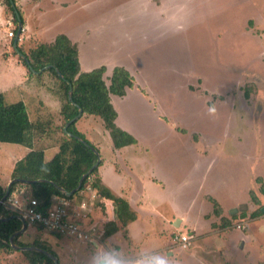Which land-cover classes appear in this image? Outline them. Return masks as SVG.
I'll use <instances>...</instances> for the list:
<instances>
[{"label":"rangeland","instance_id":"obj_1","mask_svg":"<svg viewBox=\"0 0 264 264\" xmlns=\"http://www.w3.org/2000/svg\"><path fill=\"white\" fill-rule=\"evenodd\" d=\"M14 6L26 26L17 40L25 54L39 42L64 34L77 43L83 69L121 65L134 79L125 96L110 97L117 126L135 139L129 151L128 146L118 151L123 161L99 122L81 118L75 127L102 158L107 157V168L114 163L125 173L131 166L136 175L147 170L158 178L169 170V187L161 191L159 181L154 182L153 192L160 198L150 196L147 206L160 202L185 213L180 231L187 233L186 226L207 227L202 216L214 205L212 199L225 206L248 200L250 188L255 198L261 194L255 178L264 180V0H15ZM14 28L12 14L0 0V92L8 103L24 102L32 122H50L52 134L36 140L37 147H47L48 160L62 138L61 104L50 76L28 75L20 64L11 39L5 37ZM247 87L254 93L245 98ZM25 153L21 146L0 143L1 185ZM246 212L236 215L230 230L247 229L253 211ZM213 229V234L228 232ZM255 230L254 239L262 245V235ZM185 233L176 232L172 242L168 240L171 264H253L257 258L264 264L259 245L253 250L248 238L244 248L235 250L227 240L211 235L181 251L174 238ZM22 235V244L44 242L59 264L84 258L75 255L73 247L81 244L74 239L56 240L38 229ZM63 241L70 245L67 251L61 250ZM213 243L224 251L206 254ZM0 264L26 260L15 250L0 254Z\"/></svg>","mask_w":264,"mask_h":264},{"label":"trees","instance_id":"obj_2","mask_svg":"<svg viewBox=\"0 0 264 264\" xmlns=\"http://www.w3.org/2000/svg\"><path fill=\"white\" fill-rule=\"evenodd\" d=\"M14 1L4 0L12 14L15 25L13 32L16 34L17 19L20 20V17L19 9L14 6ZM20 23L22 24L21 21ZM12 48L28 75H33L31 69L38 72L51 66L35 75L39 79L43 75V77L50 76L52 83L56 85V96L61 104L59 116L63 123L59 126L62 138L56 145L57 151L51 159L46 160L47 147H37L36 140L52 134L53 129L50 128V122L44 125L38 120L32 122L24 102L8 103L0 92V143L18 145L26 150L23 157L14 163L7 198L0 204V254L15 251L11 245L32 247L39 251H21L26 264H53L46 253L54 257L55 254L45 243L34 239L33 242L25 245L19 241L21 235L17 233L22 229V222L15 218L17 212L7 204V201L14 196L16 187L23 188L25 195L37 202L36 209L45 211L49 209L54 198L73 201L76 198L81 199L88 190L89 192L95 191L96 196L111 202L115 215L113 222L105 223L102 237L105 238L124 230L126 225L135 219V214L123 198L111 193L101 183L98 176L100 163L89 172L96 162V155L91 149L97 152L98 149L84 139L75 125L81 118L91 117L101 123L104 132L111 140L113 149L117 150L135 144V139L117 126V113L110 101L111 96H125L128 90L133 88L134 79L120 66L113 67L109 76L105 75L104 66L90 71L82 70L78 59L77 44L64 34L56 35L50 42H39L28 54L18 48L17 41L15 46L12 43ZM20 54L26 60L22 59ZM69 89H71V101L68 99ZM243 92L244 97L248 98L254 90L247 87ZM78 109L82 110L81 116L66 126L77 115ZM65 127L66 132H64ZM84 175L86 177L80 183L79 189L71 196L67 197L61 192V190L68 193L73 192ZM5 190V185L0 184V200ZM261 190L264 192V187H261ZM250 198L255 204L257 203L252 193H250ZM215 209L214 211L218 210L217 205ZM259 213L256 211L251 214V217H256ZM26 225L30 226L27 222ZM13 235L15 236L10 242V237Z\"/></svg>","mask_w":264,"mask_h":264},{"label":"crops","instance_id":"obj_3","mask_svg":"<svg viewBox=\"0 0 264 264\" xmlns=\"http://www.w3.org/2000/svg\"><path fill=\"white\" fill-rule=\"evenodd\" d=\"M21 25L22 28L24 27V29H26L25 25L23 24ZM5 37H7V34ZM13 41L11 40L12 43ZM100 66H104V65H100ZM115 66L121 67V65H115V64L108 66V68L104 66L106 68L105 75L109 76L111 70ZM81 69L84 71L92 70V68L90 70L89 69L85 70L82 68V66ZM83 118L85 120L92 119L91 117H87V118L83 117ZM99 125L101 126L102 132L104 134V130L101 123H99ZM124 148H121V151H124L125 150ZM130 149L131 148L129 147V149H127L126 151H129ZM119 150L120 149L117 150L114 149V151H117V154ZM134 152H136L135 149ZM98 154L100 156V161L102 160V163L98 167V176L101 180V183L106 188H108L111 191V193H113L118 197L123 198L128 203L131 211L135 214V219L129 222L124 228V230L117 231L105 238L102 237L105 223L113 222L115 219L113 206L110 201L99 198V196H96V194H94L95 191L89 192L88 190L87 192L84 193V196L81 199H77V198L75 199L87 203L86 209L84 210L85 217L83 219L82 218L78 219V221L82 223V225H84V227L86 228L95 229L96 235L94 237V240H92L91 242L90 241L82 242L74 239L76 243L81 244V245H75V247H73L75 255H79V257L84 256V258L83 260H79V259L74 260L71 258L67 262L65 259L63 260L64 264H98L100 257H103L111 261V264H150L154 256H156L157 254L165 253L168 257H171L173 255V252L170 251V249L168 248L169 245L171 244L168 242V240L171 241L170 240L171 235L176 232L185 233V231H180V228L182 225H184V221L185 218H187V216L185 215V213L175 212L174 208L172 206H169L168 204H166V206H160L159 205L160 202L156 205L152 202L154 206L152 205L151 207L147 206L146 204L148 203L147 201L150 200L149 199L150 196H153L154 198L157 197L160 198V195L159 194L157 195V192L155 193L153 192V190L155 189L153 186L155 185L154 182L159 181L157 183V187H159V189L163 191L165 190L166 186L169 187L167 184H170L171 182L170 180L172 179V174H170L169 170L166 169L165 175H160V177L164 176V178H158L155 174L151 175V173L149 174L147 170H144V173L139 172L136 175V173H134V171L130 169L131 166H129V170L125 171V173L118 172V170H116V168L113 167L114 163L112 167H108V168L105 165H103L108 161L106 159L107 157L102 158L99 150H98ZM121 155L122 153L120 152L118 154L119 158L121 157ZM120 163H122L120 165H123L124 167L123 169L128 168L126 165H124L125 164L124 162H120ZM263 181L260 180L259 177L255 178V182L259 184V191L261 193V194L257 193L256 204L250 198V193H252L251 192L252 188L249 189L248 200L229 201L225 206H222L221 204L218 203L217 200L214 201L211 198L212 199L211 201L214 205H212L211 210H209L207 214H204L202 216L204 224L207 227L203 230H198L194 226L185 227L187 228V233H185V235H187L191 239V245H193L192 248L196 247L195 246L196 243L201 245L204 239L210 238L211 235H213L214 237L218 236L217 238H221V241L222 239L227 240V244L228 245L230 244L232 247H234L235 250L244 248L245 239L248 238L250 242L249 245L251 246L253 245L252 249L253 250L256 249L255 248L256 245H259L257 249H260L261 251L259 252H261V254L262 253L264 254V242H262L261 245V243H259L258 240L254 239V233L252 232L253 229H256L255 231L259 232L262 235V239L264 240V207H262L260 210H256L258 208L257 206L258 203H261L264 206V192L261 190V187H264ZM163 183H165V185ZM9 184H10V178L7 180V182L4 185L5 187H7ZM92 196H94L93 199ZM207 197L209 196L205 195V198ZM154 198L152 201H154ZM154 202L157 201L155 200ZM248 202L251 203L249 204ZM215 205H217L218 208L217 211H214L216 210ZM242 205H245L247 207L246 210H242L237 213L230 214L233 209H236L238 206H242ZM247 210L253 211L249 214L250 219H252V222L247 226V229L243 232L237 230H230L229 227L232 224L231 221H233V219L236 218V215L240 213V216H244L247 213L246 212ZM256 211H259L260 213L256 217H251V214L255 213ZM260 214L262 215L260 216ZM223 224H228V225L224 226ZM214 227L226 229V231L228 232H224V234L223 232L213 234ZM29 229H34V230L38 229L39 232L45 231V229H42L38 226L26 225L25 230L18 235H21L20 237H22L23 236L22 234ZM232 231L240 232L242 233V235L241 234L233 235ZM188 232H190L191 234H188ZM207 232L210 234L207 235ZM49 234L53 239L60 241L62 240L60 239L61 235L51 232H49ZM62 237L73 239L68 236H62ZM63 242L65 245H63L64 248H61V250L66 249L67 251V247H70V245L66 241ZM86 244H89V246L91 247L88 248L87 247L88 245L86 246ZM13 250H17V249H13ZM205 251L207 252L206 254L213 256L216 255L214 254V252H217V255H219L220 252L224 250L223 247L220 248L219 246L213 243V246L209 248H205ZM52 252L55 254L54 251ZM59 256L61 257L64 255L60 254ZM55 258L57 259L56 254H55ZM257 259L253 264H258L257 261H260L259 260L260 258L258 260ZM58 260L59 259H57V261Z\"/></svg>","mask_w":264,"mask_h":264},{"label":"built area","instance_id":"obj_4","mask_svg":"<svg viewBox=\"0 0 264 264\" xmlns=\"http://www.w3.org/2000/svg\"><path fill=\"white\" fill-rule=\"evenodd\" d=\"M7 37L13 38L14 32L8 31ZM93 198L94 196H92ZM7 204L17 212V216L25 223L38 226L51 233L68 236L82 242H91L96 235L95 229L86 228L78 221V219L85 217L84 210L87 203L84 201L54 198L49 209L39 211L36 209L37 202L24 195L22 188L16 187L14 196L8 199ZM174 242L180 250L185 251L191 247V239L185 234L175 237Z\"/></svg>","mask_w":264,"mask_h":264},{"label":"water","instance_id":"obj_5","mask_svg":"<svg viewBox=\"0 0 264 264\" xmlns=\"http://www.w3.org/2000/svg\"><path fill=\"white\" fill-rule=\"evenodd\" d=\"M17 20H18V28H17L16 38H15V40L13 41V45H14V46H15V44H16L17 38H18V36H19V34H20V31H21V29H22V25H21V23H20V20H19V19H17ZM20 56H22V55L20 54ZM22 59L26 60V58H25L24 56H22ZM50 67H51V66H47V67L43 68L42 70H39L38 72H35V71H33L32 69H31V71H32L34 74H39L40 72H42V71H44V70H46V69H48V68H50ZM56 72H57V71H56ZM57 74L60 76V74H59L58 72H57ZM70 95H71V89H69V94H68V99H69V101H71V96H70ZM81 113H82V110H81V109H78L77 115H76L74 118H72V119L66 124V126H68V125H70L72 122L76 121V120L81 116ZM64 132H66V127L64 128ZM91 150H92V152L96 155V162H95V164L90 168L89 172H91L94 168H96V167L98 166V164L100 163V156H99L98 152H97L95 149H93V148H92ZM85 177H86V175H84V176L81 178L78 187H77L73 192L68 193V192H65L64 190H61V192H62L65 196H67V197L71 196L75 191H77V190L79 189V187H80V183L82 182V180H83ZM10 184H11V182H10ZM10 184L6 187L5 194H4L3 198L0 200V204H2V203L6 200V198H7ZM246 208H247V207H246L245 205L238 206L236 209H233L232 212H231L230 214H234V213H237V212H239V211L246 210ZM15 218H18V219L22 222V229L17 233V234H20V233H22V232L25 230V226H26V224H25V222H24L20 217L15 216ZM17 234H15V235H17ZM15 235H13V236L10 237V242L12 241V239H13V237H14ZM11 247H12L13 249H17V250H20V251H25V250H29V251H30V250H33V251H39L38 249H36V248H32V247H25V248H24V247H17V246H15V245H11ZM46 255H47L48 257H50V259L52 260L53 264H58V261H57V259H56L54 256H51V255L48 254V253H46Z\"/></svg>","mask_w":264,"mask_h":264},{"label":"clouds","instance_id":"obj_6","mask_svg":"<svg viewBox=\"0 0 264 264\" xmlns=\"http://www.w3.org/2000/svg\"><path fill=\"white\" fill-rule=\"evenodd\" d=\"M98 264H111V261L100 257ZM150 264H171V258H169L166 254H157L154 256Z\"/></svg>","mask_w":264,"mask_h":264}]
</instances>
